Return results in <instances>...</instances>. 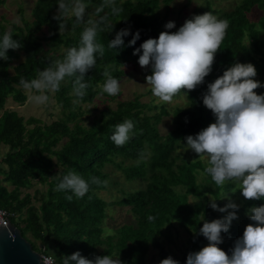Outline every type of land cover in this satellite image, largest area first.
Segmentation results:
<instances>
[{"label": "trees", "instance_id": "obj_1", "mask_svg": "<svg viewBox=\"0 0 264 264\" xmlns=\"http://www.w3.org/2000/svg\"><path fill=\"white\" fill-rule=\"evenodd\" d=\"M171 1L116 0L124 9L119 18L122 20L114 19L113 31L98 36V41L105 45V53L103 57L97 56L95 67L85 74L89 84L85 97L74 103L77 98L72 95L71 78H66L60 90L55 92L63 116L46 125L38 124L34 117L26 119L17 111L6 108L7 99L10 97L23 106L27 94L19 84L20 79L35 78L38 70L62 58L67 48L77 46L82 26L72 29L74 21L68 19L70 30L60 34L58 21L53 19L57 14V0H36L31 11L32 21H23L22 26L9 22L5 16L0 19V37L5 31H11L13 39L22 45L19 49L8 50V60L0 59V148L4 149L0 156V208L8 212L9 222L19 228L23 237L25 234L30 236L31 241H28L35 251L44 255L52 252L57 259L77 251L89 259L115 254L119 255L122 264H143L150 249L158 250L160 260L168 258L162 241L168 237V228L176 223L192 238L186 253L176 260L186 264L187 255L208 242L199 233L203 217L211 222L227 215L217 214L209 206L208 193L218 198L220 188L198 182V175L204 169L201 161L178 162V151L186 147L187 136H195L215 122L213 113L203 104L202 95L207 92L208 83L214 82L227 68L237 62L251 63L257 71L254 79L264 85V0H240L229 11L215 9L211 1L206 0L204 5L193 9L187 19L209 11L227 19L229 28L215 55L212 72L203 84L188 93L186 105L173 110V128L166 135H161L157 128L158 121L167 114L166 110L161 108L159 114L147 116L144 112L146 104L140 102L139 96L118 101L115 109L102 110L89 128L76 121L82 114L81 105L92 103L100 92L106 67L120 81L123 71L119 66L129 61L138 63L139 54L133 55V52L144 41L158 39L162 31H177L162 28L166 25V15L160 19L157 12L161 3L167 5ZM86 2L89 4L87 11L93 12L101 0ZM4 3L5 0H0V7ZM177 25L183 24L177 22ZM121 29L130 30V34L123 37L124 46L109 49L108 41ZM137 31L140 38L135 45L129 46ZM60 49L62 52L57 53ZM20 53L23 60L11 67L20 58ZM255 91L264 94V87ZM126 119L134 122V129L128 142L117 147L110 136L114 126ZM127 161L130 163L126 164ZM110 164L122 173L125 181L139 180L144 187L123 193L124 197L117 202L103 200L97 192L105 189L106 184H92L90 178L106 181L108 175L103 169ZM69 169L89 181L88 193L82 198L73 196L71 201L66 199L71 192L56 190L60 178ZM33 183L47 188L44 192L35 191L33 195L24 193L23 190ZM224 188L230 190L233 184L227 183ZM189 195L195 198L192 203L188 201ZM34 201L39 205L35 206ZM115 204L129 208L133 223L123 224L114 229V234L104 236L102 226L107 218V208ZM262 204L263 200L244 202L247 207ZM149 216H154L155 220L150 222ZM244 223L241 227L230 225L229 231L221 234L223 243L218 247L229 256L235 241L242 237L249 224L245 220ZM36 241L40 245L37 246ZM101 246L104 248L98 252ZM57 264H60L59 260Z\"/></svg>", "mask_w": 264, "mask_h": 264}, {"label": "clouds", "instance_id": "obj_2", "mask_svg": "<svg viewBox=\"0 0 264 264\" xmlns=\"http://www.w3.org/2000/svg\"><path fill=\"white\" fill-rule=\"evenodd\" d=\"M57 6L53 19L58 21L60 34L70 30L66 22L68 19L74 21L72 29L82 26V31L78 45L67 48L62 58L38 70L35 78L20 79L19 84L29 93L28 101L38 106L47 105L50 101L48 93L58 92L66 78H71L72 95L77 98L74 103L85 97L89 87L85 74L95 67L97 56L103 57L105 53V45L98 41V36L100 33H111L116 23L114 19L122 20L119 18L124 12L116 0H101L91 14L87 11L89 4L86 0H57ZM174 27L172 21L165 25L169 30ZM228 28L227 19L208 11L193 15L175 32L162 31L158 39L149 38L135 49L133 55L139 54V65L151 68L152 74L146 76V84L153 96L163 103H171L181 93L188 98V93L203 84L212 72L215 55ZM129 34V29L119 30L115 38L108 41L107 47H123V37ZM139 38L137 31L129 46L135 45ZM20 47L22 45L13 39L12 32L5 31L0 37V59L8 60V50ZM102 75L105 79L100 85L101 94L119 95L120 81L113 77L108 67ZM256 75L253 64L237 62L214 82L208 83L202 100L213 113L215 122L195 136L185 138L186 149L206 161L203 174L210 177L216 187L223 189L226 183L234 184L248 200H264V94L255 91L264 85L254 79ZM133 129L134 122L126 119L114 126L110 140L117 147L123 146L130 139ZM90 180L92 184L107 183L98 177H91ZM56 190L71 192L72 195L66 196L71 201L73 196L82 198L88 193L89 181L69 169L60 178ZM235 192L221 193V199L228 201L223 207H219L216 200L209 196V206L227 215L211 222L203 217L199 233L207 239L208 244L198 252L189 253L186 264H264V205L248 210L249 218L254 223L245 227L242 237L235 241L230 256L218 247L223 243L221 234L227 233L232 221L238 218L239 205L229 194ZM148 220L154 221L155 217L149 216ZM58 260L60 264H122L119 255L106 254L89 259L79 251L59 259L50 252V255L42 258V264H57ZM160 264L179 262L168 257Z\"/></svg>", "mask_w": 264, "mask_h": 264}, {"label": "rangeland", "instance_id": "obj_3", "mask_svg": "<svg viewBox=\"0 0 264 264\" xmlns=\"http://www.w3.org/2000/svg\"><path fill=\"white\" fill-rule=\"evenodd\" d=\"M36 0H5V3L0 7V19L4 16L8 18V21H12L19 26H22L23 21L31 22L32 15L31 11L35 4ZM206 0H173L169 4L164 5L161 3L160 8L157 10L159 18H163L166 15L165 21L168 23L172 21L175 23L173 30H178L179 27L177 22L184 24L187 18L191 15L195 7L204 5ZM212 3V7L215 9H222L223 11H229L236 5L240 0H209ZM92 13L90 10L88 11ZM8 28V27H7ZM165 28V25L162 27ZM46 45V43H45ZM47 48V46H46ZM62 50H58L57 53H61ZM20 58L15 60L11 67L16 65L19 61H22L24 56L20 53ZM121 65L125 67L122 68ZM119 66V70L123 71L122 79L120 80L121 91L117 96H109L104 93L101 94V91L96 96L95 100L92 103L82 104V109H80L81 115H78V121L83 127L89 128L93 120L98 117L102 110L107 107L111 109L116 108V103L118 101H126L134 99L136 96H139L140 102L146 104L144 112L147 116H153L161 112V108H164L167 114L163 115L158 121L157 128L161 135H166L172 128V117L171 113L176 107H182L186 105V98L183 94H178L173 98L171 103L159 102L158 98L154 97L150 87L146 84V76L151 75V68L146 67L142 68L139 63L134 61H129L122 63ZM12 69V68H11ZM11 71V70H10ZM27 94V100L23 106L17 105L14 101L8 97L6 102V108L15 110L19 115L24 118L34 117L36 118L40 125L50 124L53 121L58 120L62 117L61 108L58 105V102L55 98V93H48L50 96V101L47 105H34L28 101L29 93L25 90ZM75 110V109H74ZM73 121L69 123L71 126ZM32 128V126H29ZM4 149L0 148V156L3 154ZM179 161H201L202 165L205 167L206 161L202 158H199L198 154L193 152L190 149H180L178 151ZM119 159H117L118 161ZM130 161H127L126 164H129ZM103 172L107 173V183L105 189L98 191V195L105 200L106 202L112 203L121 200L124 197V194L128 192H133L135 190L142 189L144 183L139 180L125 181L122 173L115 168L112 164L105 165ZM1 178V176H0ZM198 182L207 185L211 188H215L211 178L204 175L203 171L198 175ZM227 184V183H226ZM46 185L33 183L29 188L23 190L24 193L33 195L35 191L44 192L46 190ZM236 191L235 193H229L232 200L239 205V209L245 208V210H238L237 219H234L231 225L243 226L244 220L247 223H254L250 220L248 210L251 207L244 205V202L248 199L244 198L239 191V189L233 184V188L227 190L225 188L221 189L218 194V198H214L212 194L208 193L209 196L216 200V203L219 207H223L228 201L226 199H221L222 192ZM124 193V194H123ZM23 196V195H22ZM188 201L192 203L195 201V198L191 195L188 196ZM35 206H38V202H33ZM264 205V200L263 204ZM213 210V209H212ZM217 214H222L219 211L213 210ZM231 211V210H229ZM132 214L129 211L128 207H122L119 205H111L107 208V218L104 220L103 228L105 233L114 234V229L123 225L133 223ZM167 239H164L163 244L166 247L168 257H171L174 260H179L186 253L192 238L189 233L184 229L177 226L176 223L172 224L167 230ZM27 240L31 241L30 236L27 234L24 235ZM104 238V237H102ZM36 245H40V242L36 241ZM207 243H204L200 246L202 249L204 246H207ZM104 246L98 247V252L103 250ZM199 249V250H200ZM199 250L195 251L198 252ZM160 255L158 250L150 249L144 259L143 264H160Z\"/></svg>", "mask_w": 264, "mask_h": 264}, {"label": "water", "instance_id": "obj_4", "mask_svg": "<svg viewBox=\"0 0 264 264\" xmlns=\"http://www.w3.org/2000/svg\"><path fill=\"white\" fill-rule=\"evenodd\" d=\"M0 225V264H42L41 254L32 248L14 224Z\"/></svg>", "mask_w": 264, "mask_h": 264}, {"label": "built area", "instance_id": "obj_5", "mask_svg": "<svg viewBox=\"0 0 264 264\" xmlns=\"http://www.w3.org/2000/svg\"><path fill=\"white\" fill-rule=\"evenodd\" d=\"M5 220L9 221V214L5 209L0 208V225L6 226ZM40 254H41L42 258L48 256V255H44L42 253H40Z\"/></svg>", "mask_w": 264, "mask_h": 264}]
</instances>
